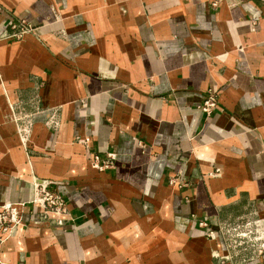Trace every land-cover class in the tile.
I'll list each match as a JSON object with an SVG mask.
<instances>
[{"label":"crops","instance_id":"0c3cea01","mask_svg":"<svg viewBox=\"0 0 264 264\" xmlns=\"http://www.w3.org/2000/svg\"><path fill=\"white\" fill-rule=\"evenodd\" d=\"M5 202L0 264H264V0H0Z\"/></svg>","mask_w":264,"mask_h":264},{"label":"built area","instance_id":"2783aa9c","mask_svg":"<svg viewBox=\"0 0 264 264\" xmlns=\"http://www.w3.org/2000/svg\"><path fill=\"white\" fill-rule=\"evenodd\" d=\"M217 108V100L214 96L209 95L201 104L199 109L210 114ZM87 141V139H85ZM112 153H106L105 157H100L95 154L91 158L93 167L102 170L111 166ZM215 171H218L216 169ZM175 179H169V183H174ZM185 185V184H184ZM36 188L33 198L29 201L33 213L41 216H49L52 220L63 222L65 216L68 214V206L65 198L53 189L50 184L43 185L36 183ZM182 186V185H181ZM25 204H14L5 202L0 205V240L6 239L12 230L22 223V214ZM200 226L206 227L207 223L203 220L199 222Z\"/></svg>","mask_w":264,"mask_h":264},{"label":"water","instance_id":"95a60500","mask_svg":"<svg viewBox=\"0 0 264 264\" xmlns=\"http://www.w3.org/2000/svg\"><path fill=\"white\" fill-rule=\"evenodd\" d=\"M36 183H39V184H43V185H49L53 182H50V181H45V180H35Z\"/></svg>","mask_w":264,"mask_h":264}]
</instances>
